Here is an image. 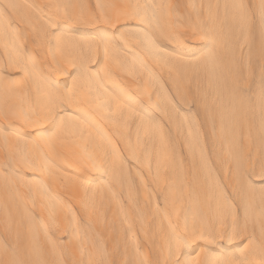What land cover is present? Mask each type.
<instances>
[{"label":"bare ground","instance_id":"obj_1","mask_svg":"<svg viewBox=\"0 0 264 264\" xmlns=\"http://www.w3.org/2000/svg\"><path fill=\"white\" fill-rule=\"evenodd\" d=\"M72 5L73 12L83 11L99 15L98 4L108 2L116 5L160 3L162 0H0V68L5 64L8 70L0 75V105L4 104L6 96L22 101L25 108L39 113L46 101L45 84L48 79L59 83L67 81L66 75H60L55 70L54 56L60 59V53L50 51L44 39V21L34 12L35 5L46 6L49 3ZM175 6V13L180 17L181 27L177 29L183 37V44L192 51L206 47H214L217 58L225 66L226 78L214 74L211 65L197 67L188 62L164 63L154 59L144 46L146 38H150L153 29L147 24L141 25L147 32H128L126 55L122 60L126 67H117L109 62L111 81L127 88L135 94L136 87L146 88L152 95L151 110L162 122L171 128L175 156L184 162L181 173L169 172L168 183L159 188L151 183L149 186L156 190L152 204L145 205L143 188L140 187L138 172L147 177L148 161L144 158L145 148L138 146L135 126L123 133V138L116 134V129L107 124L99 115L87 106L77 112L73 107H65L63 120L70 132L77 136L82 131L84 140L90 145L97 169L91 164L87 166L65 151L63 157L53 153L47 144L40 140L38 143L23 145L24 156L35 165V171L26 167L17 170L24 177L15 186H5L0 180V260L5 259L4 248L7 246L18 253L21 260L32 259L34 248H40L44 258L53 259L52 242L57 248L63 247L64 242L72 239L79 256V245L83 241L85 251L95 252L96 247L106 248L108 259L118 264H127L136 260V249L139 247L144 256L153 262L164 261L168 256L169 232L168 221L162 213L156 212V207L164 208L165 196L171 186L182 196L179 217H173V222L179 225L183 232L185 223L191 229L214 230L232 234L246 225L241 239L232 243L220 241L224 250L234 251L248 238L254 237L257 243L262 241L261 222L264 221V197L261 196V186L264 180L259 178L264 167V149L260 142V109H259V79L258 75H250L258 63L260 34L258 27L252 32L247 42L237 39L239 33L229 34L224 26L225 4L240 3L250 17L259 12L260 0H163ZM8 3L17 5L15 8L4 7ZM54 9L43 7L42 15H55ZM175 16L173 20H175ZM133 26L136 20L121 21ZM103 25H96V27ZM121 25L117 24L119 28ZM80 31H90L82 26L69 25ZM115 30V29H113ZM210 34L216 37L215 45L200 39L201 35ZM80 38L69 32L60 42L65 55L76 58L77 62L84 61L87 67L96 68V62H87V49H80ZM171 49L174 45L161 41ZM243 44V46H239ZM163 55V53H161ZM250 58V59H249ZM142 62V63H141ZM147 65V68H143ZM250 65L253 68H250ZM151 72V78L149 71ZM74 69L69 68L68 72ZM108 86H111V82ZM254 92L249 97H241L240 93ZM207 95L210 108L216 114V125L219 130L221 116L225 129L223 140L214 145L209 144L211 153V170H201L199 155H193L187 148L186 138L176 135L175 126L168 121L166 113L170 111L171 100L181 104L184 111H192L195 119L204 121L205 110L194 101H202ZM187 101V103H182ZM252 104V111L248 105ZM157 105L159 106L157 108ZM89 115L92 123H81L83 115ZM239 118L238 126H233L232 118ZM41 126L49 127L41 121ZM89 130L92 136H89ZM207 139L208 126L205 125ZM31 135L35 129L27 128ZM101 137L107 138L112 152L119 158L121 168L119 173L112 169L111 155H105L98 148ZM135 153L144 160L137 163L131 157ZM59 165L60 171L54 166L44 168V157ZM4 155L0 152V163ZM153 175L156 171L155 156L151 160ZM0 171H3L0 169ZM252 176L249 187L248 176ZM127 177V182L121 186L120 178ZM34 178H38L43 188L63 201V207L57 206L55 219L60 224V230L50 227L47 235L40 223L32 219L37 217L44 224L51 225L47 209L41 205L46 203L43 191L37 189ZM130 189L139 192L141 212L135 211L129 204ZM17 190L19 195L17 194ZM115 193V195H114ZM33 200L35 205H33ZM55 203V201H52ZM121 204L129 209V218L134 225L133 233L127 232L123 221ZM87 205V214L84 206ZM70 210L71 218L80 227V235L71 237L66 229V212ZM9 225L5 230V225ZM251 264H257L252 260Z\"/></svg>","mask_w":264,"mask_h":264},{"label":"snow or ice","instance_id":"obj_2","mask_svg":"<svg viewBox=\"0 0 264 264\" xmlns=\"http://www.w3.org/2000/svg\"><path fill=\"white\" fill-rule=\"evenodd\" d=\"M4 7L15 8L17 5L8 3ZM38 17L44 21V39L47 42L50 51L54 50L60 53V59L56 60L54 56L55 70L60 75H66L71 81L59 83L56 80L48 79L45 84L46 103L39 113L26 109L23 102L13 99L11 95L6 96L4 104L0 105V152H3L4 159L0 163V180L7 186H15L24 177L17 170L23 166L29 170L35 171L33 162L27 160L24 156L23 145L26 143H38L44 141L50 150L57 156L63 157V153L68 151L71 155L85 163L91 164L93 169H97L93 153L89 151L90 145L84 140L83 132L77 136L76 132H70L63 120L65 107H73L76 111L82 112L83 107L87 106L101 117L107 124L116 129V134L123 138V133L127 132L131 126H135L138 146L144 147V158L148 161L147 177L138 172L140 187L143 188L145 205L152 204V197L156 190L149 186L148 177L151 183L157 188L161 184L168 183L167 173H181L184 162L177 159L172 139V130L156 116L151 110L152 95L142 86H137L135 94L127 88L111 81V72L108 64H114L117 67H126L122 60V55H126L124 50L127 48L128 32H147V29L141 25L147 24L152 27L153 31L150 38H146L145 48L154 59L164 63L188 62L194 66L207 67L212 66L214 74H219L226 78L227 70L223 63L217 58L214 47H206L198 52L192 51L183 44V37L177 31L181 27L180 17L175 13V6L170 3H144V4H123L116 5L108 2L98 4L96 7L101 11L99 15L95 13L70 11L72 5H61L59 3H49L48 9H54L55 15H42L43 7L41 5L30 6ZM224 26L231 35L239 33L238 40L247 42L252 32L258 27L260 34V46L258 63L254 66L250 75H258L259 79V109H260V142L264 149V0H260L259 12L257 15L250 17L245 11V6L240 3L225 4ZM176 17L173 20V17ZM136 20L139 23L135 26L121 21ZM117 24L121 26L116 27ZM69 25L82 26L90 31H80L78 28H70ZM96 25H103L96 27ZM115 29V30H113ZM69 32L75 33L80 38V49H87V62H96V68L87 67L84 61L77 62L76 58L65 55L64 50L60 47V42ZM200 39L207 41L211 45L217 43L215 36L204 34ZM161 41L174 45L171 49L166 48ZM239 46H243L240 44ZM163 53V55H161ZM250 59V58H249ZM142 63V62H141ZM74 69L69 73L68 69ZM147 68V65H143ZM8 70L5 64L0 68V75ZM150 78L151 72L150 70ZM111 82V86H108ZM241 97L247 96L251 99L254 92L240 93ZM182 103H187L183 101ZM200 104L205 110L206 119L202 122L195 119L192 111H184L181 104L173 98L170 104V111L167 114L168 121L174 124L176 135L186 138L188 150L193 154L199 155V164L201 170H211V153L209 144H215L224 139L225 129L223 116L219 130L216 125V114L212 112L208 96L205 95L202 101H194ZM159 106L157 105V108ZM248 110L252 111L253 105H248ZM41 121L48 124L49 127L41 126ZM239 118H232L233 126H238ZM81 123L91 125L92 121L89 115L81 117ZM205 125L208 126L207 139L205 140ZM33 128L35 131L29 135L25 129ZM93 134L89 130V136ZM98 148L104 151L105 155H111L112 169L114 173H119L121 164L119 158L110 150L107 138L101 137ZM155 156L156 171L153 175L151 160ZM137 163L143 164L139 156L135 153L131 157ZM44 168L54 166L60 171L59 165H53V161L45 156ZM253 172L248 176V186L251 188ZM259 178L264 180V167L261 168ZM37 189L43 191V199L47 201L41 207L47 209L51 219V225L44 224L37 217L32 219L40 223L41 228L47 235L49 228L54 227L60 230V224L55 219V210L57 206L63 207V201L52 194L48 189L43 188L42 182L34 178ZM127 182V177H121L120 183L123 186ZM178 190L168 188V194L165 196V207H156L157 213H162L168 221L169 247L168 256L164 264H251L256 260L257 264H264V221L261 222L262 241L257 243L254 237L247 239L242 245L232 251L224 250L220 241L232 243L233 240L241 239L246 225L239 230L234 227L232 234L217 232L214 230H204L188 227L185 223L183 232L179 225L173 222V217H179L180 205L183 203L181 195L177 194ZM17 194L19 192L17 190ZM115 195V193H114ZM261 196L264 197V185L261 186ZM55 201L53 203L52 201ZM129 204L138 213L141 212L139 192H133L131 189L128 196ZM33 205L35 201L33 200ZM87 214L88 207L84 206ZM123 213V223L127 225V232L133 233L134 225L129 218V209L121 204ZM67 233L71 237L80 235V227L71 218L70 210L65 209ZM9 225H5L8 230ZM54 253L53 259L44 258V253L40 248H34L32 259L21 260L18 253L4 248L5 259L0 260V264H118L117 261L108 259L106 248L96 247L95 252L85 251L83 241L79 245V256L76 255V246L73 245L72 239L64 242V246L57 248L56 243L52 242ZM137 259L129 260L127 264H160L148 260L142 250L137 247Z\"/></svg>","mask_w":264,"mask_h":264}]
</instances>
